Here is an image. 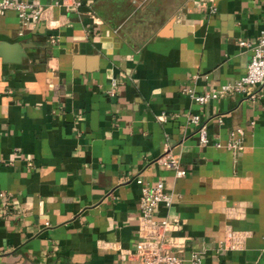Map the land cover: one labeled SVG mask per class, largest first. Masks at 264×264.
Instances as JSON below:
<instances>
[{
    "label": "crops",
    "instance_id": "0c3cea01",
    "mask_svg": "<svg viewBox=\"0 0 264 264\" xmlns=\"http://www.w3.org/2000/svg\"><path fill=\"white\" fill-rule=\"evenodd\" d=\"M21 1L54 24L0 13V264H140V186L158 181L171 204L152 219L180 223L178 258L264 264V85L186 93L243 75L264 0ZM237 128L241 150L213 146ZM231 232L237 249L219 248Z\"/></svg>",
    "mask_w": 264,
    "mask_h": 264
},
{
    "label": "built area",
    "instance_id": "2783aa9c",
    "mask_svg": "<svg viewBox=\"0 0 264 264\" xmlns=\"http://www.w3.org/2000/svg\"><path fill=\"white\" fill-rule=\"evenodd\" d=\"M54 6L62 7L64 10L68 8H78L80 2L77 0H59L54 2ZM50 6L40 7L21 0H0V13L6 10L15 12L16 17L21 25L28 22L42 23L48 29L53 28L54 22L50 15ZM214 10L211 8L210 13ZM93 23L98 22L93 20ZM238 45L245 47L250 52V58L246 64L245 71L236 81L231 84L221 85L215 90H211L203 95H192L190 91H186L190 98L197 104L202 105L208 100H215L229 94L237 93L253 97L252 89L259 85H264V28L261 29L254 42L239 41ZM114 84L107 91V96L113 97ZM218 123L220 118L216 119ZM190 122L196 126L195 135L198 143L207 144L204 124L199 123L197 115L190 118ZM241 129L237 128L228 134V140L225 144L214 143L215 148H224L231 153L241 150ZM159 163L171 169L177 178L184 176V171L179 168L176 161L167 156V154L159 159ZM140 184L139 180H136ZM1 196V195H0ZM171 197L165 192L163 184L158 181L155 185H141L138 198V242L136 245L134 256L140 264H200L199 256L192 253L187 260L178 258L174 249L182 244V239L174 234L180 229L181 225L176 220L152 219V212L158 205L169 207ZM241 236L238 233H229L219 244V248L237 249Z\"/></svg>",
    "mask_w": 264,
    "mask_h": 264
},
{
    "label": "water",
    "instance_id": "95a60500",
    "mask_svg": "<svg viewBox=\"0 0 264 264\" xmlns=\"http://www.w3.org/2000/svg\"><path fill=\"white\" fill-rule=\"evenodd\" d=\"M21 57H23V54L21 53V52H18V54L16 55V62H17V60L19 59V58H21Z\"/></svg>",
    "mask_w": 264,
    "mask_h": 264
}]
</instances>
